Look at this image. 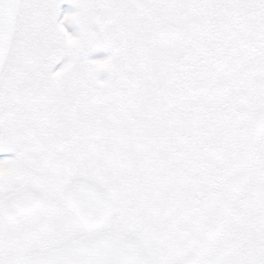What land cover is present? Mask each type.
I'll list each match as a JSON object with an SVG mask.
<instances>
[{
    "label": "snow or ice",
    "instance_id": "snow-or-ice-1",
    "mask_svg": "<svg viewBox=\"0 0 264 264\" xmlns=\"http://www.w3.org/2000/svg\"><path fill=\"white\" fill-rule=\"evenodd\" d=\"M0 153V264H264V0H0Z\"/></svg>",
    "mask_w": 264,
    "mask_h": 264
},
{
    "label": "flooded vegetation",
    "instance_id": "flooded-vegetation-1",
    "mask_svg": "<svg viewBox=\"0 0 264 264\" xmlns=\"http://www.w3.org/2000/svg\"><path fill=\"white\" fill-rule=\"evenodd\" d=\"M60 5L64 6V5H67L71 8H73V6L67 2H64V3H61ZM107 53L106 52H103V51H99L97 53H94L92 58H102L104 56H106ZM64 62H66V60L62 59L59 63H57V65L55 66V68H59ZM54 68V70H55ZM101 79L103 78H106V74H101L100 76ZM13 154L11 153H0V156H7V157H11Z\"/></svg>",
    "mask_w": 264,
    "mask_h": 264
},
{
    "label": "rangeland",
    "instance_id": "rangeland-1",
    "mask_svg": "<svg viewBox=\"0 0 264 264\" xmlns=\"http://www.w3.org/2000/svg\"><path fill=\"white\" fill-rule=\"evenodd\" d=\"M71 11H74V8H71V7H69V6H67V5H64V6H60V14H61V17L65 14V13H67V12H71ZM69 31H73V28H69L68 29ZM64 60H66V58H64ZM7 156H5V157H0V159H3V158H6Z\"/></svg>",
    "mask_w": 264,
    "mask_h": 264
}]
</instances>
